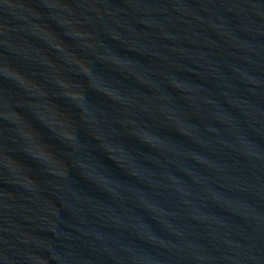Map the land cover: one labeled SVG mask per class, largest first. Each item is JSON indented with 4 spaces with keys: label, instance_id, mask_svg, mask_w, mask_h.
I'll use <instances>...</instances> for the list:
<instances>
[{
    "label": "water",
    "instance_id": "obj_1",
    "mask_svg": "<svg viewBox=\"0 0 264 264\" xmlns=\"http://www.w3.org/2000/svg\"><path fill=\"white\" fill-rule=\"evenodd\" d=\"M0 264H264V0H0Z\"/></svg>",
    "mask_w": 264,
    "mask_h": 264
}]
</instances>
